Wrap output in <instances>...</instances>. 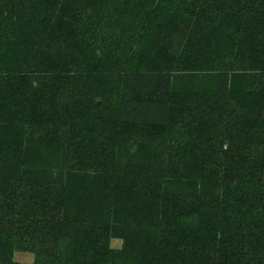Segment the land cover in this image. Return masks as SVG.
Segmentation results:
<instances>
[{"label": "trees", "instance_id": "16d2710c", "mask_svg": "<svg viewBox=\"0 0 264 264\" xmlns=\"http://www.w3.org/2000/svg\"><path fill=\"white\" fill-rule=\"evenodd\" d=\"M15 251L264 264V0H0V264Z\"/></svg>", "mask_w": 264, "mask_h": 264}, {"label": "rangeland", "instance_id": "374dc122", "mask_svg": "<svg viewBox=\"0 0 264 264\" xmlns=\"http://www.w3.org/2000/svg\"><path fill=\"white\" fill-rule=\"evenodd\" d=\"M113 244L115 246H119L120 241L118 239H115L113 241ZM7 256L12 260H17V261L27 263V264H32L34 263V260H35L34 254L31 252H26V251H15L13 255H10L9 253H7Z\"/></svg>", "mask_w": 264, "mask_h": 264}]
</instances>
